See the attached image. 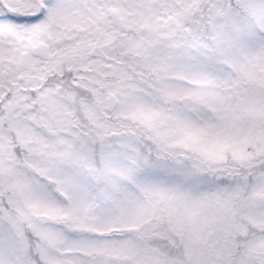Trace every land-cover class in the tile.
Wrapping results in <instances>:
<instances>
[{"label": "snow or ice", "instance_id": "snow-or-ice-1", "mask_svg": "<svg viewBox=\"0 0 264 264\" xmlns=\"http://www.w3.org/2000/svg\"><path fill=\"white\" fill-rule=\"evenodd\" d=\"M0 264H264V0H0Z\"/></svg>", "mask_w": 264, "mask_h": 264}]
</instances>
